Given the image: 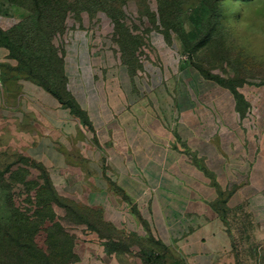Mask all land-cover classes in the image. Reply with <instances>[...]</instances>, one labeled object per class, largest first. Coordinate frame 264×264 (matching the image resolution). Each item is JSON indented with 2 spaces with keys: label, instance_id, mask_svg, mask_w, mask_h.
Segmentation results:
<instances>
[{
  "label": "crops",
  "instance_id": "obj_1",
  "mask_svg": "<svg viewBox=\"0 0 264 264\" xmlns=\"http://www.w3.org/2000/svg\"><path fill=\"white\" fill-rule=\"evenodd\" d=\"M85 39L68 43L64 64L84 116L0 65L1 149L39 162L60 195L184 264H264V81L236 95L197 73L136 81L115 66L99 76ZM84 238L76 264H124L94 232Z\"/></svg>",
  "mask_w": 264,
  "mask_h": 264
},
{
  "label": "rangeland",
  "instance_id": "obj_2",
  "mask_svg": "<svg viewBox=\"0 0 264 264\" xmlns=\"http://www.w3.org/2000/svg\"><path fill=\"white\" fill-rule=\"evenodd\" d=\"M80 34L98 75L122 66L136 81L161 69L168 79L190 80L197 73L235 89L264 81V0H0V48L6 51L0 65L15 64L21 77L37 76L62 96L68 43ZM3 145L0 224L29 211L37 198L74 235L77 258L91 231L124 264H184L148 236L106 227L98 210L63 197L52 184L60 199L55 202L36 161Z\"/></svg>",
  "mask_w": 264,
  "mask_h": 264
},
{
  "label": "trees",
  "instance_id": "obj_3",
  "mask_svg": "<svg viewBox=\"0 0 264 264\" xmlns=\"http://www.w3.org/2000/svg\"><path fill=\"white\" fill-rule=\"evenodd\" d=\"M16 69L20 73L23 72L18 67ZM29 79L41 84L73 113L84 116L66 89L65 77L62 78L63 96L51 86L44 85L37 76L31 75ZM213 80L225 85L237 95L235 87L231 84H226L217 78ZM33 163L43 171L52 199L59 203V196L52 186L46 169L39 162ZM44 207L46 206L41 204V200L36 198V205H33L29 211L15 214L9 218L7 224H0V264H72L77 260L74 251V235L65 228L54 212L50 210L46 213ZM104 224L108 227L106 223ZM39 236L41 239L38 238ZM149 238L153 240L152 237Z\"/></svg>",
  "mask_w": 264,
  "mask_h": 264
}]
</instances>
